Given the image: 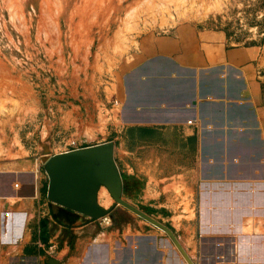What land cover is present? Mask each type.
Returning <instances> with one entry per match:
<instances>
[{
	"label": "crops",
	"instance_id": "0c3cea01",
	"mask_svg": "<svg viewBox=\"0 0 264 264\" xmlns=\"http://www.w3.org/2000/svg\"><path fill=\"white\" fill-rule=\"evenodd\" d=\"M143 47L119 85L118 131L109 140L116 144L124 198L164 200V189L178 185L264 188V36L241 41L225 29L189 22ZM15 151L20 155L0 161V264H185L160 243L164 230L144 218L136 227H104L63 213L58 222L43 153ZM108 201L100 204L110 208ZM233 203L217 201L212 231H221L222 214ZM53 208L59 215L60 206ZM233 210L243 229L246 208Z\"/></svg>",
	"mask_w": 264,
	"mask_h": 264
},
{
	"label": "rangeland",
	"instance_id": "374dc122",
	"mask_svg": "<svg viewBox=\"0 0 264 264\" xmlns=\"http://www.w3.org/2000/svg\"><path fill=\"white\" fill-rule=\"evenodd\" d=\"M189 22L252 41L264 31V0H0V161L19 156L16 149L32 147L43 157L66 150L72 139L82 146L113 139L119 85L143 43ZM104 189L99 202L111 206L115 199ZM164 191V200L125 199L171 225L193 260L200 249L206 264H264V188L203 184ZM218 200L234 203L214 232ZM235 207L246 208L240 230ZM140 218L119 205L109 227H136ZM160 232L166 238L160 243L189 264Z\"/></svg>",
	"mask_w": 264,
	"mask_h": 264
},
{
	"label": "water",
	"instance_id": "95a60500",
	"mask_svg": "<svg viewBox=\"0 0 264 264\" xmlns=\"http://www.w3.org/2000/svg\"><path fill=\"white\" fill-rule=\"evenodd\" d=\"M116 144L109 141L83 146L60 153L43 156L44 169L49 178L47 197L54 218L64 223L63 213L82 214L88 221L98 220L105 215H113L119 205L133 211L138 216L164 230L189 264H195L179 237L171 227L127 201L124 196V179L116 160ZM105 186L115 203L105 208L99 202V190ZM54 204L60 206L59 215ZM44 240L49 239L48 220H42ZM67 226H74L71 222Z\"/></svg>",
	"mask_w": 264,
	"mask_h": 264
},
{
	"label": "built area",
	"instance_id": "2783aa9c",
	"mask_svg": "<svg viewBox=\"0 0 264 264\" xmlns=\"http://www.w3.org/2000/svg\"><path fill=\"white\" fill-rule=\"evenodd\" d=\"M261 35L262 36H264V31L261 33ZM117 104H119V102H116ZM190 123H192L193 122V120H190L189 121ZM81 147H83L77 140H75V139H72V140H70V142H69V144H68V148L66 149V150H64L63 152H65V151H69V150H73V149H78V148H81ZM99 220V222H100V225L101 226H104V227H108V226H110L111 225V221H112V215H105V216H103V217H101L100 219H98ZM201 235L202 234H200V239H199V244L200 245H202V241H201ZM217 245H220L221 243H216ZM251 245L252 244H250L249 243V249H250V247H251ZM215 258V255H212V258ZM195 258V257H194ZM209 258V257H208ZM208 258H206V257H204L203 255H202V252H201V250L199 249V256H197L196 258H195V260H194V262H195V264H206L205 263V261L208 259ZM216 258H218V259H222V256H220V254H218V256H216ZM217 264V263H216Z\"/></svg>",
	"mask_w": 264,
	"mask_h": 264
},
{
	"label": "bare ground",
	"instance_id": "6f19581e",
	"mask_svg": "<svg viewBox=\"0 0 264 264\" xmlns=\"http://www.w3.org/2000/svg\"><path fill=\"white\" fill-rule=\"evenodd\" d=\"M55 16H56V15H55ZM54 23H55V22H54ZM54 23H53V24H54ZM47 25H48V24H47ZM59 53H60V52H59ZM104 190H105V189H104ZM106 191H107V190H106ZM103 194H104V192H103ZM108 202H109V201H108ZM103 204H104V203H103ZM106 204H108V203H106ZM106 204H105V205H106Z\"/></svg>",
	"mask_w": 264,
	"mask_h": 264
}]
</instances>
